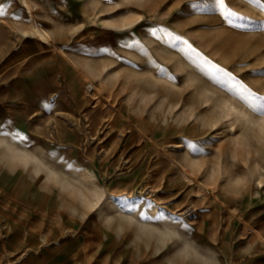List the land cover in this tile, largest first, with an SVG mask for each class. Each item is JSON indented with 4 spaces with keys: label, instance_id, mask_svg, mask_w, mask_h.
<instances>
[{
    "label": "rangeland",
    "instance_id": "rangeland-1",
    "mask_svg": "<svg viewBox=\"0 0 264 264\" xmlns=\"http://www.w3.org/2000/svg\"><path fill=\"white\" fill-rule=\"evenodd\" d=\"M255 1L0 0V264H264Z\"/></svg>",
    "mask_w": 264,
    "mask_h": 264
},
{
    "label": "bare ground",
    "instance_id": "bare-ground-1",
    "mask_svg": "<svg viewBox=\"0 0 264 264\" xmlns=\"http://www.w3.org/2000/svg\"><path fill=\"white\" fill-rule=\"evenodd\" d=\"M30 6V5H29ZM251 6V5H250ZM252 6L256 9V10H258L261 14H262V21L264 22V8H263V6H261V4H259V2L256 0L255 2H252ZM251 6V7H252ZM31 7V6H30ZM31 9V8H30ZM9 23V22H8ZM12 27V26H11ZM0 34H1V32H0ZM40 34H42V32L40 33ZM45 35V34H44ZM71 61V60H70ZM91 85L94 87V85L91 83ZM97 95H99V94H97ZM208 101V100H207ZM104 102V101H103ZM225 105V104H224ZM230 105H232V107L233 108H236V106L235 105H233V102H230ZM228 111V110H227ZM227 115H229V113H226ZM107 118V117H106ZM104 120V119H103ZM109 121V120H108ZM130 122V121H129ZM103 123V122H102ZM133 125V124H132ZM141 126V125H140ZM146 126V125H145ZM134 127V126H133ZM262 127V126H261ZM134 128H136V127H134ZM138 129V128H137ZM132 130V129H131ZM138 131H139V129H138ZM141 132H143V131H141ZM139 133H140V131H139ZM141 135V134H140ZM145 135V134H144ZM151 138V137H150ZM149 140H151V139H149ZM186 155H188V153H186ZM194 180V179H193ZM157 229H159L160 231L161 230H174V231H177L176 230V228H175V226H173L171 223H167V224H165V226H164V229H162V228H158L157 227ZM163 232V231H162ZM163 233H165V232H163Z\"/></svg>",
    "mask_w": 264,
    "mask_h": 264
},
{
    "label": "snow or ice",
    "instance_id": "snow-or-ice-1",
    "mask_svg": "<svg viewBox=\"0 0 264 264\" xmlns=\"http://www.w3.org/2000/svg\"><path fill=\"white\" fill-rule=\"evenodd\" d=\"M223 2V0H221ZM234 15V14H231ZM260 115L264 116V103L261 104V106L257 109Z\"/></svg>",
    "mask_w": 264,
    "mask_h": 264
}]
</instances>
